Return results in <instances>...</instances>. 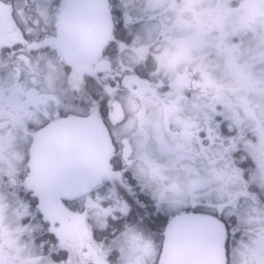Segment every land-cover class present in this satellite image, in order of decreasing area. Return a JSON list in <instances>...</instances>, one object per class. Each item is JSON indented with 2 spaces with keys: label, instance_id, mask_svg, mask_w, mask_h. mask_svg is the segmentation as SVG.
Masks as SVG:
<instances>
[{
  "label": "flooded vegetation",
  "instance_id": "af4514ba",
  "mask_svg": "<svg viewBox=\"0 0 264 264\" xmlns=\"http://www.w3.org/2000/svg\"><path fill=\"white\" fill-rule=\"evenodd\" d=\"M59 3L0 0V264H160L193 202L235 216L226 264H264V0ZM116 155L167 210L145 234L105 231Z\"/></svg>",
  "mask_w": 264,
  "mask_h": 264
},
{
  "label": "snow or ice",
  "instance_id": "6c2138e0",
  "mask_svg": "<svg viewBox=\"0 0 264 264\" xmlns=\"http://www.w3.org/2000/svg\"><path fill=\"white\" fill-rule=\"evenodd\" d=\"M48 2L49 11H51L52 8L62 9L64 7V5L59 3V0H48ZM37 16H39V13H37ZM44 40L45 35L42 34L40 41ZM16 47L17 46H11L8 48V51L11 52ZM38 51H51V46L47 43H42L41 48ZM101 92L102 89L100 91L94 90L91 92V95L95 101L99 102L100 111L104 118L107 119V99L105 98L104 100H101ZM74 103H76L79 108L83 109V111L72 114L80 115L87 119L90 115V109L92 107L91 102L81 100ZM69 113L70 111L68 110H58L56 116L45 120L44 124L41 125V128H44L46 125H51L54 119L62 123L68 122L70 118ZM223 131L227 134L226 127L223 128ZM114 149L117 153L119 152L118 145L114 144ZM112 162L115 165L113 171L116 173V177L109 180L111 183L106 185V187L100 192L101 196L109 197L108 199L101 201V207L108 209L114 203L112 197H115V202L121 205V211H117L107 217L108 228L105 229V231L113 237L129 230H135L138 233L145 234L149 227L155 226L154 221L159 219V216L156 214L167 210L160 209L151 195L147 194L146 191H143L144 194H140L142 185L139 179L135 176L133 170L123 163L120 155L114 156ZM228 211L229 210L226 208L217 210L212 207H208L203 202L200 204L193 202L187 207L181 205L173 211H167L172 218L168 223L166 235L171 233L174 228H183L195 225L197 222L203 220L206 215L218 217V223L223 227L225 234H228L236 225L235 216L226 215ZM53 223L54 222L52 220L46 218V213L42 212L39 229H46L49 231L53 228ZM49 232L51 235L46 236L45 238H50L52 241H56L57 237L55 232ZM57 259H59V257H57Z\"/></svg>",
  "mask_w": 264,
  "mask_h": 264
},
{
  "label": "water",
  "instance_id": "95a60500",
  "mask_svg": "<svg viewBox=\"0 0 264 264\" xmlns=\"http://www.w3.org/2000/svg\"><path fill=\"white\" fill-rule=\"evenodd\" d=\"M100 131H102L101 128ZM100 142L102 145V141ZM161 263L226 264L225 231L223 227L217 222L212 223L204 218L195 225L174 228L171 233L166 235Z\"/></svg>",
  "mask_w": 264,
  "mask_h": 264
},
{
  "label": "clouds",
  "instance_id": "9594fccd",
  "mask_svg": "<svg viewBox=\"0 0 264 264\" xmlns=\"http://www.w3.org/2000/svg\"><path fill=\"white\" fill-rule=\"evenodd\" d=\"M185 3L187 4H192V3H201L203 2V0H184ZM255 20H258L261 24H264V15H257L255 18ZM215 27V21L211 24H209V28H213ZM248 30H254L253 25H247Z\"/></svg>",
  "mask_w": 264,
  "mask_h": 264
}]
</instances>
